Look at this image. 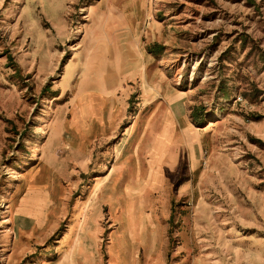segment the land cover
Masks as SVG:
<instances>
[{"label":"rangeland","instance_id":"374dc122","mask_svg":"<svg viewBox=\"0 0 264 264\" xmlns=\"http://www.w3.org/2000/svg\"><path fill=\"white\" fill-rule=\"evenodd\" d=\"M0 264H264V0H0Z\"/></svg>","mask_w":264,"mask_h":264},{"label":"crops","instance_id":"0c3cea01","mask_svg":"<svg viewBox=\"0 0 264 264\" xmlns=\"http://www.w3.org/2000/svg\"><path fill=\"white\" fill-rule=\"evenodd\" d=\"M159 139H161V137H160ZM109 175H110V174H109ZM109 175H108V176H109ZM84 218H85V217H84ZM84 218H83V220H84Z\"/></svg>","mask_w":264,"mask_h":264},{"label":"bare ground","instance_id":"6f19581e","mask_svg":"<svg viewBox=\"0 0 264 264\" xmlns=\"http://www.w3.org/2000/svg\"><path fill=\"white\" fill-rule=\"evenodd\" d=\"M111 91V90H110Z\"/></svg>","mask_w":264,"mask_h":264}]
</instances>
